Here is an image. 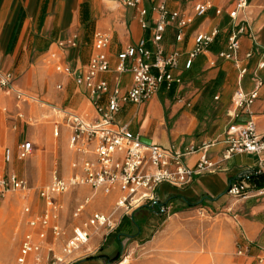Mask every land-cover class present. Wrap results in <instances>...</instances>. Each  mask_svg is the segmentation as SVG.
Masks as SVG:
<instances>
[{"label": "crops", "instance_id": "1", "mask_svg": "<svg viewBox=\"0 0 264 264\" xmlns=\"http://www.w3.org/2000/svg\"><path fill=\"white\" fill-rule=\"evenodd\" d=\"M202 1L204 0H170L168 2L169 9L180 11L189 19L180 42L175 41L173 27L167 28L163 39V45L167 52L174 49L181 51L178 69L175 72L181 75L182 84H175L176 87L172 94H168L169 89H161L156 96L142 105L122 104L116 119L119 123L127 124L128 128L133 133L140 135L141 139H149V143L162 146L174 144L184 150L190 146L198 148L202 143L212 142L207 153L211 161L219 164L220 168L217 171L195 175L192 182L183 189H177L168 184H161L157 188L161 201H165L172 195H182L191 199L206 196L207 204L200 209L207 211L206 209L214 210L224 205L228 208L227 200L230 196L226 194V189L229 181L238 180L245 171L257 167L259 164L264 166V158L255 154L238 152L230 158H222L226 148L224 134L227 127L240 123L248 117L246 112L236 109L230 102L231 95L239 87L246 92L253 89L254 82L251 73L256 68L258 61L264 59V54H262V49H264V0H249L247 7L242 12V19L249 28L246 34L240 36L239 57L243 59V63L248 69L242 79L239 78L238 69L232 61L218 57L219 51L226 45L231 23L228 12L233 8L236 0H208L210 7L207 12L197 17L194 14V5ZM150 4L148 0L142 1V5L147 8L150 7ZM218 10L221 12L217 13ZM26 20L29 30L26 41L22 43L17 35ZM23 25L21 30L24 29ZM214 28L218 29L215 40L204 53L194 59L189 69H185L184 62L187 53L193 48L195 35L209 33ZM97 31L105 32L110 36L107 54L111 67L115 65V56L118 51L128 44L135 43L140 38L149 36V31L143 30L139 26L136 9L124 7L117 0H0L1 68L11 72L10 66L21 60V63L17 65V70L21 71L22 66L27 62L28 50L43 56V61L47 65L51 64L55 67L56 63L62 62L73 68L85 67L93 53V35ZM71 34L78 35L77 46L61 49L58 42ZM248 51H252L253 54L250 58L244 59ZM212 62H214L213 65ZM41 65L37 66L35 70L32 69L26 74L19 75L14 85L41 98L40 93L53 102L51 105L53 107H66L89 119L93 118L94 109L90 105L84 89L77 87L71 77L55 71L56 74L64 78V81L60 80L55 84V88L57 84H62L63 88L59 91H63L69 82L73 85V88L68 92L55 91L51 84L45 83ZM258 73L264 79V68L260 69ZM104 77L111 85L116 84L114 74L108 73ZM118 84L123 88L129 87L131 76L129 74L121 75ZM181 90L184 96L171 106L170 112H165L158 95L164 93L165 98L170 99L179 97L177 93ZM11 91L13 92V90ZM184 99L188 100L187 103L183 101ZM213 99H217L216 105L212 104ZM181 102L182 104H180ZM184 104L187 106L192 104V106L189 110H180ZM3 106L6 107L3 108ZM211 106L218 111L215 118L208 117ZM249 112L255 120L257 132L264 135V85L259 89L258 96L251 104ZM18 113H22L23 118H19ZM172 117L174 120L171 127L167 130L165 128L164 131L165 118ZM27 119L30 121L28 122ZM32 120L30 102H17L13 95L10 103V90L0 89V150L3 148L0 157V163H2L0 172L6 173L14 170L30 185L40 184L38 187L40 188L50 181L54 168H58L63 176L69 175L70 161L76 157L69 152L67 165H64L63 162L57 164L56 161L52 164L55 150H60L59 141L62 140L64 143L68 141V127L62 120H48L29 131L27 127L33 126V122H36L35 118L33 122ZM54 123H59L58 136L53 134ZM62 132L64 133L62 134ZM25 140L31 141L34 147L33 153L29 156L34 155V158L30 162L22 164L30 167L28 177L23 173V168H19V159L16 157L18 145ZM7 147L13 151V160L8 164L3 160V151ZM197 158V151L187 155L188 166H194ZM261 159L262 161H260ZM258 190L252 196L240 199L238 203L240 210L235 216V227L231 232L236 244L247 249L248 252L242 254L244 257H237L235 264H249L248 259L250 258H257L259 263H264V260H261L262 254H264V188H261L260 192ZM72 192L77 193L80 190L76 189ZM89 194L90 191L83 197ZM37 198L42 202V207L40 206L39 210L37 207L39 202L36 203L34 199L27 201L24 205V207L26 205L31 207L30 215L22 209V214L27 217L24 225L28 230L23 231L20 236L16 256L23 236L29 231L36 232L35 229L29 227L28 219L31 215L41 212L44 207L38 194ZM102 198L107 199L106 204L100 202ZM116 200V192L108 196L98 193L92 197L81 217H72V210L68 215L62 211L59 222L66 227V232L69 234L71 226L79 223L91 212L99 211L108 214L115 211ZM94 204L100 209L92 208ZM181 205L182 203L175 201L173 206L179 207L180 210L163 218L149 214L144 209L135 211L134 215L139 223L138 232L135 226L128 221L135 209L126 215L120 211L115 212V216L121 217L120 222L122 221L117 229H129L132 234H138L137 237H139L145 229L155 228V231L151 232L152 234L140 239L144 240L140 246V252L149 255L142 259L141 264H180V258L183 255L187 254L188 257L194 255V238L198 233L200 220L192 213L195 207L185 208ZM155 219L159 223L157 227L154 225ZM115 230L108 236L113 233L115 236ZM226 232V228L221 227L218 229L217 235L225 236ZM102 233L104 232L97 231L91 236L87 247L88 251L85 249L77 252L74 262L81 260L80 264H106L105 260L99 257L88 260H84L85 257L81 258L92 252L96 237H98V243L103 239ZM114 236V245L108 247L111 248L110 252H115L117 248ZM6 239L2 242L5 243ZM136 239L134 237L132 242H136ZM48 243L51 241L43 243L42 252L44 255L49 248L45 245ZM56 243L58 242L54 241V244ZM57 246L59 247L58 244ZM3 247L5 248V246ZM102 247H95L93 249L95 253L91 255L106 254L102 251ZM136 248L135 245H132L128 254L118 264H122V262L126 264L131 251ZM190 263V260L182 262V264ZM14 264H16L15 261ZM133 264L138 263L134 262Z\"/></svg>", "mask_w": 264, "mask_h": 264}, {"label": "built area", "instance_id": "2", "mask_svg": "<svg viewBox=\"0 0 264 264\" xmlns=\"http://www.w3.org/2000/svg\"><path fill=\"white\" fill-rule=\"evenodd\" d=\"M117 1L124 7L136 9L139 26L143 30H148L149 36L140 38L118 51L115 65L111 67L107 54L110 36L97 31L93 35V53L85 67L73 68L62 62L56 63L54 67L57 73L71 77L77 87L84 89L94 109L93 118L89 119L66 107H53L38 95L14 88L12 73L0 70V89L13 90L17 102L46 105L62 114L61 120L69 130L67 147L76 157L70 161L69 175L63 176L58 168H54L50 181L37 189L44 207L41 212L31 215L28 219L29 227L37 230L35 233L29 231L23 236L15 259L16 264H29V261L31 264H71L77 252L85 249L88 251L87 247L94 233L103 231L102 237L106 239V236L117 228L121 217H116L115 212L120 211L126 215L141 205H155L161 202L157 193V188L161 184L183 189L192 182L195 175L213 173L220 168L218 163L208 157L207 150L212 142L202 143L198 148L190 146L184 150L174 144L169 146L146 144L140 135L128 128L127 124L117 121L116 115L122 104L142 105L156 96L161 89L182 84L181 75L175 72L178 69L181 51L174 49L167 52L163 39L167 28L173 27L175 41L180 42L184 28L189 23L184 13L168 8L170 0H148L151 3L149 8L142 5L143 0ZM248 1L236 0L228 12L231 20L230 31L225 48L218 53L219 58L233 62L240 79L248 71L243 59L239 57L240 36L249 30L247 23L242 19V12ZM209 7L208 0L195 4V16L204 15ZM217 34L218 29L214 28L209 33L195 35L193 48L187 53L184 62L185 69H189L194 59L209 48ZM77 44V34H71L58 42L61 49L73 48ZM252 54V51H248L244 59L250 58ZM262 68L264 59L258 61L251 73L254 82L251 91L246 92L239 87L232 94V104L236 109L246 112L248 117L227 127L224 134L226 148L222 154L223 159L230 158L238 152L264 158V135L257 132L255 120L249 112L259 89L264 85V79L258 73ZM108 73L115 75V85H111L104 77ZM125 74L131 76V84L127 88L118 84L120 76ZM56 88L62 90L63 86L57 84ZM18 117L23 118V114L18 113ZM58 124L54 123V136L59 134ZM33 150L32 142L25 140L18 145L16 157L24 160L33 153ZM195 151L198 152L196 163L194 166H188L187 155ZM3 160L6 164L13 160V151L8 147L3 151ZM253 169L257 173L264 172V166L260 164L245 171L238 180L229 181L226 194L230 197H241L247 195L249 189H254L245 178ZM82 187L89 188L90 194L78 201L72 209V217H81L92 197L98 193L108 196L116 192L115 211L108 214L93 211L79 223L73 224L70 233L67 234L66 227L59 222L64 211L60 196ZM32 189L29 182L14 170L0 172V193L9 190L21 191L28 197ZM260 191L261 189L258 190ZM23 210L31 214L29 205ZM170 211L171 206L161 207L159 214L168 216ZM49 231L59 247L57 250L49 247L44 255L43 243L47 241ZM246 252L248 250L242 247L237 250L239 255ZM261 260H264V254Z\"/></svg>", "mask_w": 264, "mask_h": 264}, {"label": "rangeland", "instance_id": "3", "mask_svg": "<svg viewBox=\"0 0 264 264\" xmlns=\"http://www.w3.org/2000/svg\"><path fill=\"white\" fill-rule=\"evenodd\" d=\"M12 16H15V15L12 14ZM26 22L27 20L24 22V25L22 24L24 26L23 30H21L22 28V25H21L20 30H19L20 32L17 35V38L20 39L22 43L26 41L27 35H28L27 33L29 30L28 28L29 26L27 25ZM26 59H27V62L25 63L24 66H22L21 71L17 70V65L21 63V60H19L18 62H15V64H12L10 66V70L13 75L14 83H15L16 78L19 75L26 74L27 72L32 71V69L35 70L37 66H40V64H42L41 66L43 67V75H44L45 83L51 84V86L54 88L55 91L62 93V92H68L69 90H71V88H73V85L71 84V82H69V84L65 87V90L63 91L57 90L55 88V84L60 80L64 81L63 76L56 74L54 66L51 64L50 65L45 64L43 61V56L37 54L35 51L29 52L28 50L26 54ZM1 65L2 64H0V70L2 69ZM14 88L19 89V87L16 85H14ZM1 90H7V89L1 88ZM13 95L14 93L10 90V103L12 102ZM39 95L44 101L48 103V105H53V102L50 99L41 95L40 93ZM177 95H179V97H174L170 99L165 98L164 93L163 94L161 93L160 95H158L159 101L162 104L165 112H170L171 106L175 104L176 102H178V100L181 99L182 96H184V93L181 90L179 93H177ZM183 101L187 103L188 100L184 99ZM216 101L217 99H213L211 102L213 105H216ZM182 102L180 104H182ZM230 102L232 103V101ZM30 104H31V116L33 117L32 122L34 121V118L36 119V122H33L34 123L33 126L27 127L29 131L31 130V128L36 127L39 124L44 123L48 120H53V121L61 120L62 114H60L59 112H56L50 107L46 105H36V103H32V102ZM191 106L192 104L190 106H187L184 104L181 106L180 110L182 109L189 110ZM4 107L6 106H3V108ZM176 107L177 105L175 106V108ZM211 107L212 108L209 109L208 117L215 118L214 116L216 115L218 111L214 110L213 106ZM173 120H174L173 117L165 118V126L163 125L164 131H165V128L167 130L171 127ZM63 133L64 132H62V134ZM59 148L61 151L59 149L55 150V157L52 160V164L53 162L56 161L57 164H60V162H63L64 165H67L69 161L68 153L70 152V150L67 147V142L64 143L62 142V140L59 141ZM2 150L3 148L0 150V157L2 154ZM32 158H34V155L27 159L19 160V163H20L19 168H23L22 171L27 177L29 175L30 167L28 165L24 166L22 164L30 162ZM0 165L2 166V163H0ZM32 186H33L32 187L33 189L30 191V195L28 197H26L21 191L9 190L5 193H0V264H14L20 236L21 234H23V231L25 232L26 230H28L27 226L25 227L24 225L27 217H25L22 214V209L24 205L26 204V202L34 199L36 203L39 202V205L37 206L38 210L40 206L42 207V202L39 201L37 198V188L40 186V184H36ZM79 190L80 192H77V193L69 192L65 195L60 196L61 202L64 205V211L66 215H68V213L75 207L76 202L79 199H81L83 195H85L86 193L88 194V192L90 191V189L89 188L87 189V187L79 188ZM254 192L255 190L249 189V192L245 196L228 197V200H227V203L229 204L228 208L225 205L223 207L221 206L217 207L214 210L206 209L207 211H205L204 209H200L202 207H199V206L193 208L194 211H192V213L195 214L196 217L200 220L199 225H198V233L195 235V238H194L193 246L195 247V253L194 255L190 257H188L187 254L183 255L180 258V264H182V262L185 260H190L191 262L190 264H235V260L237 257H244L237 253L239 245L236 244L235 238L231 230L234 229L235 227L234 219H235L237 212L240 210L239 204H238L240 199L250 197L252 196ZM100 202L102 204H106L107 199L102 198L100 199ZM92 208L100 209V207L96 206L95 204L93 205ZM157 224L159 223H157V220H156L154 225H156L157 227ZM221 227H225L227 232L225 236L220 237L219 235H217V231ZM36 230L37 229H35V231ZM118 231H123V230L119 229L117 230V232ZM153 231H155V228L151 227V229H145L143 231V234L140 235L139 237H137L138 234L133 235L134 237L137 238L136 242L135 241L132 242L133 239L132 240L129 239L127 241L124 240L125 242H123L124 247L120 255V260H122L128 254V251L130 250L131 246L135 245L137 248L136 250L131 251L130 258L128 259L126 264H133L134 262L141 264L142 259L149 255L147 254L144 255L140 252V246L142 242L144 241L140 239L145 238L147 235L152 234ZM112 235L114 236V233L108 237L106 236L107 240L104 238L101 239L99 243H98V237H96L94 248L98 246L99 247L103 246L102 251L106 254L110 253L109 255H112L114 252H110L109 249L111 248H108L110 245H114ZM47 237H48L47 242L51 241V243H48L49 245L45 244L46 247L47 248L52 247L55 250H57L58 243L54 244V240L50 233H48ZM5 238H7L6 239L7 241H5L6 244L2 242L5 240ZM3 246H5V248ZM93 249L91 250L92 252H89L83 255L81 258H84L88 255L95 253L93 252L94 251ZM248 261H250L249 264H264V263H259V259L257 258H250L248 259ZM29 264H31V262Z\"/></svg>", "mask_w": 264, "mask_h": 264}, {"label": "trees", "instance_id": "4", "mask_svg": "<svg viewBox=\"0 0 264 264\" xmlns=\"http://www.w3.org/2000/svg\"><path fill=\"white\" fill-rule=\"evenodd\" d=\"M176 87V85H172L169 88L168 94H172V92L174 91V88ZM241 178V177H240ZM248 181V183L256 190L264 188V172H260L257 173L255 172V169L252 170L251 173L247 174L245 177ZM175 201H178L180 203H182V207L185 208H192V207H197V206H204L207 204L208 198L206 196L200 197V198H196V199H191V198H187L185 196L182 195H172L170 196L168 199H166L165 201H161L155 205H141L138 208H136L132 214L130 215V218L128 219V221L130 223H132L135 228L136 231L138 232V227H139V223L137 222V219L134 215V212L140 209H144L146 210V212H148L149 214H153V215H158L159 217L163 218L165 217L164 214H159V210L161 207H165V206H171V211L170 214L180 210L179 207H175L173 206V204L175 203ZM122 222V221H121ZM121 222L119 223V225L117 226V228L120 227ZM116 228V229H117ZM119 230V229H117ZM115 230V236L114 239L117 243V248L115 250V252L112 255L109 254H95V255H89L87 257H85L84 260H88V259H92V258H103L106 262V264H118L121 260H120V255L123 251V247H124V243L125 241L129 240V239H133V235L132 231L129 229H123V231H118ZM125 240V241H124ZM102 249V248H101ZM81 260L75 261L71 264H80Z\"/></svg>", "mask_w": 264, "mask_h": 264}, {"label": "water", "instance_id": "5", "mask_svg": "<svg viewBox=\"0 0 264 264\" xmlns=\"http://www.w3.org/2000/svg\"><path fill=\"white\" fill-rule=\"evenodd\" d=\"M144 143L148 144L150 142L149 139H141Z\"/></svg>", "mask_w": 264, "mask_h": 264}, {"label": "bare ground", "instance_id": "6", "mask_svg": "<svg viewBox=\"0 0 264 264\" xmlns=\"http://www.w3.org/2000/svg\"><path fill=\"white\" fill-rule=\"evenodd\" d=\"M124 262H122V264H123Z\"/></svg>", "mask_w": 264, "mask_h": 264}]
</instances>
